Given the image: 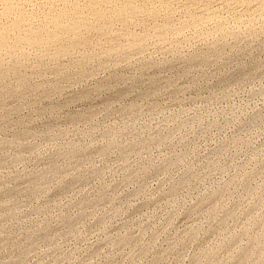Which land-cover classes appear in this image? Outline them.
<instances>
[{
    "label": "rangeland",
    "instance_id": "374dc122",
    "mask_svg": "<svg viewBox=\"0 0 264 264\" xmlns=\"http://www.w3.org/2000/svg\"><path fill=\"white\" fill-rule=\"evenodd\" d=\"M21 1L0 0V264H264V0Z\"/></svg>",
    "mask_w": 264,
    "mask_h": 264
},
{
    "label": "bare ground",
    "instance_id": "6f19581e",
    "mask_svg": "<svg viewBox=\"0 0 264 264\" xmlns=\"http://www.w3.org/2000/svg\"><path fill=\"white\" fill-rule=\"evenodd\" d=\"M4 1H5V0H2V3H3ZM11 1H12V0H11ZM20 1H21V0H20ZM42 1H43V0H42ZM48 1H49V0H48ZM50 1H51V0H50ZM50 1H49V2H50ZM58 1H59V0H58ZM64 1H66V0H64ZM68 1H69V0H68ZM70 1H71V0H70ZM74 1H75V0H74ZM74 1H73V3H74V4H77V3L74 2ZM84 1H85V0H84ZM84 1H83V2H84ZM89 1H90V0H89ZM89 1H88V3H89ZM92 1H93V0H91L90 3H91ZM150 1H151V0H150ZM236 1H238V0H236ZM241 1H242V0H241ZM256 1H257V0H256ZM261 1L263 2V0H261ZM5 2L8 3V0H6ZM5 2H4L3 4H5ZM18 2H19V1H18ZM18 2H17V4H18ZM21 2H23V1H21ZM24 2H25V1H24ZM43 2H44V1H43ZM79 2H80V0H78V4H79ZM83 2H82V3H83ZM93 2L95 3V1H93ZM93 2H92V3H93ZM125 2H126V0H125ZM157 2H158V1H157ZM174 2H175V1H174ZM179 2H180V1H179ZM206 2H207V0H206ZM238 2H240V1H238ZM10 3H11V2L9 1V4H10ZM12 3H13L14 5H17V4H15V1H13ZM38 3H39V2H38ZM46 3H47V2H46ZM46 3H42V4L44 5V4H46ZM54 3H55V2H54ZM67 3H68V2H67ZM70 3H71V6H70V7H72V2H70ZM70 3H68V4L70 5ZM82 3H81V5H82ZM86 3H87V0H86ZM88 3L85 4V2H84V5H88ZM90 3H89V5H91V7H90V6H89V7L92 8V6H93L94 4H90ZM96 3H99V2H96ZM109 3H110V2H109ZM132 3H133V2H132ZM138 3H139V2H138ZM142 3H143V2H142ZM144 3H145V2H144ZM149 3H150V2H149ZM151 3H153V2H151ZM166 3H167V2H166ZM187 3H188V2H187ZM193 3H194V2H193ZM196 3H198V2H196ZM203 3H204V2H203ZM245 3H246V2H245ZM249 3H251V2L249 1ZM260 3H261V2H260ZM13 4H12V5H13ZM48 4H49V3H48ZM52 4H53V2L51 3V5H52ZM58 4H62V3L58 2ZM63 4H64V3H63ZM68 4L66 5L67 7H68ZM101 4H104V3H101ZM101 4H99V5H101ZM110 4H111V3H110ZM139 4H140V3H139ZM147 4H148V3H147ZM167 4H168V3H167ZM169 4H170V3H169ZM174 4H175V3H174ZM226 4H227V3H226ZM230 4H231V3H230ZM236 4H237V3H236ZM262 4H263V3H262ZM262 4H261V5H262ZM0 5H1V4H0ZM6 5H8V4H6ZM12 5H10V6H11V7H10L11 9L14 7V5H13V7H12ZM19 5H20V4H19ZM21 5H23V3H22ZM43 5H42V7H43ZM53 5H54V4H53ZM79 5H80V4H79ZM79 5H77V6L79 7ZM119 5H120V4H119ZM122 5H123V4H122ZM149 5H150V4H149ZM163 5H164V4H162V6H163ZM231 5H232V4H231ZM243 5H244V4H243ZM245 5H246V4H245ZM258 5H259V4H258ZM25 6H26V5H24V7H25ZM39 6H40V5H39ZM46 6H48V5L46 4ZM49 6H50V4H49ZM58 6H59L58 8H61L62 5H58ZM75 6H76V5H75ZM94 6H95V5H94ZM96 6H97V5H96ZM110 6H111V5H110ZM110 6H109V7H110ZM156 6H157V5H156ZM164 6H165V5H164ZM170 6H171V5H170ZM177 6H180V5H177ZM259 6H260V5H259ZM1 7H2V6H1ZM5 7H6V6H5ZM8 7H9V5H8ZM17 7H18V5H17ZM17 7H16V8H17ZM22 7H23V6H22ZM22 7H21V8H22ZM44 7H45V6H44ZM50 7L52 8V11H53L54 6H53V7L50 6ZM56 7H57V6H55V8H56ZM70 7H68L69 10H70ZM82 7H84V6H82ZM82 7H81V8H82ZM86 7H87V6H85V9H88V8H89V7H88V8H86ZM133 7H134V6H133ZM145 7H146V6H145ZM149 7H150V6H148V8H149ZM175 7H176V5H175ZM183 7H184V6H183ZM196 7H197V6H196ZM220 7H221V6H220ZM2 8H3V7H2ZM10 8H9L7 11L11 10ZM27 8H28V7H27ZM27 8H26V9H27ZM45 8H46V10H47V7H45ZM63 8H64V10H65V6H63ZM93 8H94V7H93ZM96 8L98 9V7H96ZM99 8H100V7H99ZM103 8H104V7H103ZM150 8H152V7H150ZM150 8H149V9H150ZM154 8H155V7H154ZM159 8L161 9V11H163L162 8H161L160 6H159ZM164 8H165V7H164ZM5 9H6V8H5ZM5 9H3V10H5ZM14 9H15V8H13V10H14ZM56 9H57V8H56ZM73 9H74V7H73ZM77 9H78V8H77ZM79 9H80V8H79ZM79 9H78V10H79ZM104 9H105V8H104ZM184 9H185V8H184ZM189 9H190V8H189ZM189 9H188V10H189ZM261 9H262V8H261ZM13 10H11V11L13 12ZM20 10H21V9H20ZM28 10H30V9H28ZM28 10H26V11H28ZM36 10H37V9H36ZM38 10H39V9H38ZM40 10H41V9H40ZM43 10H44L43 12H45V9H43ZM57 10H58V9H57ZM66 10H67V9H66ZM69 10H67V11H69ZM71 10H72V9H71ZM71 10H70V11H71ZM80 10L82 11V9H80ZM80 10H79V11H80ZM92 10H93V9H92ZM105 10H106V9H105ZM108 10H109V9H108ZM127 10H128V9H127ZM156 10H157V9H156ZM164 10H165V9H164ZM172 10H173V9H172ZM181 10H182V9H181ZM190 10H191V9H190ZM196 10H197V9H196ZM196 10H195V11H196ZM205 10H206V9H205ZM263 10H264V9H263ZM14 11H16V10H14ZM26 11H25V12H26ZM52 11L50 10V12H52ZM60 11H62V10H60ZM76 11H77V10L75 9V11H71V12H72V13H75ZM86 11H87V10H86ZM88 11L90 12V9H88ZM94 11H96V10L94 9L93 12H94ZM102 11H103V10H102ZM102 11H100V12H102ZM116 11H117V10H116ZM157 11H158V10H157ZM165 11H166V10H165ZM167 11H168V10H167ZM173 11H174V10H173ZM176 11H177V10H176ZM186 11H187V10H186ZM236 11H238V10H236ZM243 11H244V10H243ZM1 12H3V11H1ZM1 12H0V13H1ZM22 12H24V9H23V8H22V11H21V12L17 11V14L19 13L18 15H20ZM25 12H24V13H25ZM28 12H29V11H28ZM35 12H36V11H35ZM41 12H42V10H41ZM43 12H42V13H43ZM53 12H55V11H53ZM56 12L58 13V11H56ZM71 12H70V13H71ZM82 12L85 13L84 10H83ZM112 12H113V11H112ZM127 12H128V11H127ZM131 12H132V11H131ZM155 12H156V11H155ZM158 12H159V11H158ZM163 12H164V11H163ZM168 12H169V11H168ZM181 12H182V11H180V13H181ZM188 12H189V11H188ZM196 12H197V11H196ZM231 12H232V11H231ZM9 13H10V12H8V14H9ZM26 13H27V12H26ZM29 13H30V12H29ZM29 13H28V16H30ZM38 13H39V12H38ZM42 13H41V15H42ZM57 13H54V15L57 14ZM72 13H71V14H72ZM80 13H81V12H80ZM83 13H82V14H83ZM94 13H95V12H94ZM97 13H99V11H98ZM153 13H154V12H153ZM172 13H173V12H172ZM180 13H178V14H180ZM182 13H183V12H182ZM182 13H181V14H182ZM191 13H192V11H191ZM194 13H195V12H194ZM250 13H251V12H250ZM8 14H7V15H8ZM30 14H31V13H30ZM32 14H33V11H32ZM32 14H31V15H32ZM36 14H37V13H36ZM44 14H45V13H44ZM58 14H59V13H58ZM64 14L66 15V13H64ZM64 14H63V15H64ZM67 14H68V13H67ZM71 14H68V15L71 16ZM82 14H80V15H82ZM85 14H88V13H85ZM95 14H96V13H95ZM104 14H105V13H104ZM108 14H109V13H108ZM108 14H107V15H108ZM146 14H147V13H146ZM156 14H157V13H156ZM161 14H162V13H161ZM196 14H197V13H196ZM200 14H201V13H200ZM200 14H199V15H200ZM205 14H207V13L204 12V15H205ZM232 14H233V12H232ZM3 15H4V13H3ZM7 15L5 14L6 17H3V19H4V18H7ZM9 15H12V17H13V15H15V14L10 13ZM9 15H8V16H9ZM22 15H23V14H22ZM22 15H21V16H22ZM33 15H34V14H33ZM38 15H39V14H38ZM38 15H36V16H38ZM41 15H40V16H41ZM46 15H47V14H46ZM46 15H44V16H46ZM48 15H50V14L48 13ZM51 15H53V13H52ZM51 15H50V16H51ZM54 15L52 16V20H53V17H55ZM61 15H62V14H60L59 16H61ZM65 15H64V16H65ZM68 15H67V17H70V16H68ZM91 15H92V13H91ZM97 15H98V14H97ZM114 15H115V14H114ZM116 15H117V14H116ZM141 15H142V11H141ZM174 15H175V14H174ZM252 15H253V14H252ZM21 16H18V17H20V18L22 19L23 16H22V17H21ZM24 16L27 18L26 14H25ZM50 16H49V17H50ZM59 16L57 15L56 17L58 18ZM64 16H62L63 20L60 18V19L62 20V23H63V24H64V22H65V20H64ZM129 16H130V15H129ZM129 16H128V17H129ZM171 16H172V15H171ZM175 16H177V15H175ZM184 16H185V15H184ZM184 16H183V17H184ZM202 16H203V15H202ZM208 16H209V14H208ZM239 16H240V15H239ZM246 16H247V15H246ZM18 17H17V18H18ZM34 17H35V16H34ZM34 17H33V18H34ZM38 17H39V16H38ZM41 17H42V16H41ZM56 17H55L54 20H57ZM65 17H66V16H65ZM76 17H77V15H76ZM88 17H90V16H88ZM108 17H109V16H107V18H106L107 20H106V21H108ZM111 17H112V16H111ZM138 17H139V16H138ZM153 17H154V16H153ZM168 17H169V16H168ZM223 17H224V16H223ZM227 17H228V16H227ZM229 17H231V16H229ZM232 17H233V15H232ZM235 17H236V15H234V18H235ZM244 17H245V16H244ZM10 18H11V17H10ZM17 18H16V19H17ZM23 18H24V17H23ZM29 18H30V20H31L32 17L30 16ZM47 18H48V17H46V20H45V17H44V20L47 21ZM72 18H74V15H73ZM72 18H71V19H72ZM81 18H82V16H81ZM92 18H93V17H92ZM92 18H91V20H92ZM96 18H97V17H96ZM98 18H99V17H98ZM129 18H130V17H129ZM143 18H144V17H143ZM149 18H151V17H149ZM203 18H204V16H203ZM221 18H222V17H221ZM234 18H233V19H234ZM238 18H239V17H238ZM238 18H236V19H238ZM242 18H243V17H242ZM242 18H241V19H242ZM248 18H249V17H248ZM254 18H255V17H254ZM1 19H2V17H1ZM1 19H0V21H3V20H1ZM27 19H28V18H27ZM39 19L41 20V18H39ZM42 19H43V18H42ZM49 19H51V18H49ZM65 19H66V18H65ZM78 19H80V18H78ZM87 19L91 22V20H90L89 18H87ZM87 19H86L85 22H87ZM114 19H115V18H114ZM137 19H138V18H137ZM141 19H142V18H141ZM191 19L194 20V18H191ZM198 19H199V18H198ZM251 19H253V17H252ZM7 20H8V19H7ZM34 20H36V23L39 24V22H37V19H34ZM67 20H69V19H67ZM82 20H83V19H82ZM133 20H135V19H133ZM147 20H148V19H147ZM204 20H205V19H204ZM247 20H249V19H247ZM4 21H5V20H4ZM4 21H3V22H4ZM12 21H15V20L12 19L11 22H12ZM20 21H21V20H20ZM25 21H26V19H25ZM38 21H39V20H38ZM42 21H43V20H41L40 23H41ZM49 21H50V20H49ZM49 21H47L46 24H47ZM59 21H60V20H59ZM59 21L57 22V24L59 23ZM75 21H77V20H75ZM75 21H74V22H75ZM79 21H81V20H79ZM83 21H84V20H83ZM93 21H94V20H93ZM101 21H102V20H100L99 22H101ZM145 21H146V20H145ZM159 21H160V20H159ZM183 21H184V20H183ZM15 22H18V21H15ZM15 22H12L13 24L11 23V24L13 25L12 28L15 27V24H14ZM27 22H28V24H29V21H28V20H27ZM32 22H33V21L31 20V24H33ZM43 22H44V21H43ZM69 22H70V21H69ZM72 22H73V21H72ZM72 22H71V24H74V23H72ZM77 22H78V21H77ZM77 22H76V25H77ZM90 22H88V24H89ZM96 22H97V21H96ZM108 22H109V21H108ZM133 22H134V21H133ZM138 22H140V21H138ZM188 22H191V21L188 20ZM202 22H203V21H202ZM240 22H241V21H240ZM244 22H245V21H244ZM247 22L249 23V21H247ZM252 22H253V21H252ZM252 22H251V23H252ZM21 23H22V22H19V24H17V25L19 26V25H21ZM23 23H24V22H23ZM23 23H22V24H23ZM25 23H26V22H25ZM34 23H35V21H34ZM62 23H61V24H62ZM78 23H79V22H78ZM81 23H82V22H81ZM81 23L79 24V26L81 25ZM94 23H95V22H93V24H94ZM117 23H118V22H117ZM129 23H130V22H129ZM186 23H187V22H186ZM223 23H224V22H222V23H220V24H223ZM242 23H243V21H242ZM245 23H246V22H245ZM248 23H247V24H248ZM6 24H7V23H6ZM26 24H27V23H26ZM28 24H27V25H28ZM31 24H30V25H31ZM46 24H45V25H46ZM55 24H56V22H54L53 25H55ZM57 24H56V25H57ZM67 24H68V22H67ZM83 24H84V22H83ZM95 24H97V26H98V25H101V24L104 25V23L98 24V22L95 23ZM113 24H115V23H113ZM187 24H188V23H187ZM189 24H190V23H189ZM215 24H216V23H215ZM230 24H231V23H230ZM243 24H244V23H243ZM23 25H24V24H23ZM23 25H22V26H23ZM34 25H35V24H33V26H34ZM39 25H40V24H39ZM48 25H49V26H48ZM51 25H52V24H51ZM51 25H50V24H47L48 27H50ZM59 25H60V24H59ZM59 25L57 26L58 29H60V26H59ZM64 25H65V24H64ZM64 25H63V26H64ZM91 25H92V23H91ZM107 25H108V24H107ZM145 25H146V24H145ZM182 25H183V24H182ZM218 25H219V24H218ZM240 25H242V24L240 23ZM4 26H5V25H4ZM4 26H3V28H4ZM7 26H8V25H6V27H7ZM42 26H43V24H42ZM61 26H62V25H61ZM63 26H62V27H63ZM65 26H66V25H65ZM65 26H64V27H65ZM68 26L70 27L71 25L69 24ZM68 26H67V27H68ZM72 26L74 27V25H72ZM77 26H78V25H77ZM95 26H96V25H95ZM97 26H96V27H97ZM111 26H112V25H111ZM120 26H121V25H120ZM140 26H141V25H140ZM207 26H208V25H207ZM212 26H213V25H212ZM249 26H250V25L248 24V27H249ZM252 26H253V24H252ZM1 27H2V25H1ZM31 27H32V26H31ZM31 27L29 28V25H28V29H27V27H26V29H25V27H24V29L27 30V31L30 29L29 31H31L30 33L32 34V32H33L32 29H35L36 27L34 26L35 28L33 27L32 29H31ZM39 27H40V26H39ZM52 27H53V26H52ZM62 27H61V28H62ZM67 27H66V28H67ZM69 27H68V28H69ZM75 27H76V26H75ZM84 27H85V26H84ZM86 27L88 28L89 26H86ZM86 27L84 28L85 30H86ZM114 27H115V26H114ZM117 27H118V26H117ZM135 27H136V26H135ZM141 27H142V26H141ZM176 27H177V26H176ZM224 27H225V26H224ZM237 27H238V26H237ZM245 27H247V26H245ZM245 27H244V28H245ZM10 28H11V27H9V30H12V28H11V29H10ZM18 28H19V30H20L21 27H18ZM40 28H41V30H40V29H38V30L42 31V30H43L42 27H40ZM70 28H71V27H70ZM129 28L131 29V27H129ZM129 28H128V29H129ZM218 28H220V27H218ZM218 28H217V29H218ZM240 28H242V27H240ZM1 29H2V28H1ZM1 29H0V30H1ZM7 29H8V28H7ZM16 29H17V28H16ZM46 29H47V28H46ZM50 29H51V27H50ZM76 29L79 30V28H77V27H76ZM82 29H83V28H81L79 31H81ZM97 29H99V28H97ZM113 29H114V28H113ZM118 29H119V28H118ZM120 29H122V28H120ZM133 29H134V27H133ZM136 29H137V28H136ZM145 29H147V27H146ZM145 29H144V30H145ZM197 29H198V28H197ZM205 29H206V28H205ZM221 29H222V28H221ZM14 30H15V29H14ZM17 30H18V29H17ZM19 30H18V32H19ZM21 30H23V29H21ZM21 30H20V31H21ZM47 30H48V29H47ZM53 30H55V29H53ZM60 30H61V29H60ZM60 30H59V31H60ZM63 30H65V29L63 28ZM67 30H69V29H67ZM74 30H75V29H74ZM78 30H75V31L78 32ZM106 30L110 31V27H109V29L107 28ZM116 30H117V29H116ZM122 30H124V29H122ZM126 30H127V29H126ZM149 30H150V29H149ZM149 30H148L147 32H150ZM219 30H220V29H219ZM219 30H218V33H219ZM227 30H229V29H227ZM227 30L225 29V31H227ZM2 31H3V30H2ZM2 31H1L2 35L5 34V32L3 33ZM27 31H24V33L26 34ZM29 31H28V32H29ZM44 31H45V28H44ZM49 31H50V30H48V32H49ZM71 31H72V30H70V32H71ZM93 31H94V30H93ZM96 31H99V30H95V32H96ZM139 31L141 32V29H140ZM142 31H143V30H142ZM223 31H224V30H223ZM6 32H7V31H6ZM10 32H11V31H10ZM16 32H17V31H16ZM16 32H15V34H14V32H11V33H13L14 35H17V34L19 35L20 32L17 33V34H16ZM34 32H35V31H34ZM50 32L53 33V31H50ZM56 32H58V30H56ZM82 32H83V31H82ZM113 32H114V31H113ZM116 32H117V31H116ZM116 32H114V33H116ZM118 32H119V31H118ZM134 32H135V31H134ZM229 32H230V31H229ZM232 32H233V31H232ZM232 32H230V33H232ZM1 33H0V34H1ZM8 33H9V31H8ZM30 33H29V34H30ZM52 33H50V34H52ZM58 33H59V32H58ZM64 33H65V32H64ZM64 33H63V34H64ZM73 33H74V32H73ZM86 33H87V32H86ZM90 33H91V31H90ZM93 33H94V32H93ZM119 33H120V32H119ZM137 33H138V32H137ZM141 33H142V32H141ZM177 33H178V32H177ZM200 33H202V32H200ZM221 33H222V30L220 31V34H221ZM223 33H224V32H223ZM230 33H229V34H230ZM243 33H244V32H243ZM22 34H23V33H22ZM27 34H28V33H27ZM27 34H26V35H27ZM31 34H30V35H31ZM55 34H56V33H55ZM55 34H54V35H55ZM61 34H62V32H61ZM84 34H85V33H84ZM84 34H81V35L83 36ZM98 34H99V33H98ZM225 34H226V32H225ZM11 35H12V34H11ZM30 35H29V37H33V36H34V39H33L34 42H32L31 39H30L31 43H34L33 46H34L35 44H37V42H39V41L41 40L40 35L37 34V33L32 34L33 36H30ZM43 35H44V34H43ZM45 35H46V33H45ZM57 35H58V37H57V39H58L60 35H59V34H57ZM69 35H70V34H69ZM69 35H68V37H69ZM72 35H73V34H72ZM76 35H77V34H76ZM76 35H74V36H76ZM99 35H100V34H99ZM111 35H112V34H111ZM117 35H118V34H117ZM129 35H131V34H129ZM138 35H139V34H138ZM146 35H147V34H146ZM176 35H177V34H176ZM221 35H222V34H221ZM223 35H224V34H223ZM23 36H25V35L23 34ZM23 36L20 35V38L23 37ZM47 36H48V35H47ZM49 36H51V35H49ZM49 36H48V37H49ZM70 36H71V35H70ZM74 36H73V37H74ZM78 36L81 37L80 34H79ZM85 36H86V35H85ZM85 36H84V37H85ZM12 37H13V36H12ZM16 37L19 38L18 36H16ZM16 37H15V40L13 39L12 41H16V39H17ZM53 37H54V36H53ZM61 37H63V36L61 35ZM66 37H67V35H66ZM104 37H105V35H104ZM107 37H108V36H107ZM3 38H4V36H3ZM5 38H7V37H5ZM43 38H46V37L44 36ZM74 38H75V37H74ZM87 38H88V37H87ZM87 38H86V39H87ZM114 38H115V37H113V40H114ZM124 38H125V37H124ZM124 38H123V39H124ZM130 38H131V37H130ZM24 39H25V38H24ZM27 39L29 40V38H27ZM49 39H50V38H49ZM63 39H64V38H63ZM63 39H62V40H63ZM75 39H76V42H77V37H76ZM81 39H82V38H81ZM117 39H118V38H117ZM120 39H121V38H120ZM127 39H128V38H127ZM133 39H134V38H133ZM144 39H145V38H144ZM179 39H180V38H179ZM18 40H19V39H18ZM59 40H60V39H59ZM62 40H61V41H62ZM111 40H112V39H111ZM118 40H119V39H118ZM129 40H130V39H129ZM138 40H139V39H138ZM5 41H6V40H5ZM5 41L2 40V38H1V41H0V49H3L2 47H3L4 45L7 46V44H6ZM12 41L10 42V44L12 43V45H13L14 43H13ZM21 41H23V39H22ZM48 41H49V40H47L46 43H47ZM64 41H65V40H64ZM103 41H104V40H103ZM109 41H110V40H109ZM120 41H121V40H120ZM125 41H126V40H124L123 42H125ZM134 41H135V40H134ZM7 42H9V41H7ZM53 42H54V41H53ZM53 42H51V43L53 44ZM62 42H63V41H62ZM66 42H67V41H66ZM66 42H65V43H66ZM68 42H69V41H68ZM74 42H75V41H74ZM89 42H90V40H89ZM89 42H88V45H90ZM113 42H114V41H113ZM128 42H129V41H128ZM132 42H133V41H132ZM152 42H153V41H151V43H152ZM31 43L28 42L29 45H30ZM41 43H42V42H41ZM55 43H56V42H55ZM58 43H59V41H58ZM58 43H56V44L58 45ZM69 43H70V42H69ZM77 43H78V42H77ZM86 43H87V42H86ZM92 43H93V42H92ZM100 43H101V42H100ZM140 43H142V42H140ZM140 43H139V44H140ZM22 44H24V42H22ZM48 44H49V42H48ZM48 44H47V45H48ZM56 44H55V45H56ZM66 44H68V43H66ZM74 44H76V43H74ZM79 44L81 45V43H79ZM83 44H84V43H83ZM183 44H184V43H183ZM17 45H18V43H17ZM26 45H27V44H26ZM44 45H45V44H44ZM50 45H51V44H50ZM50 45H49V46H50ZM62 45H63V44H62ZM84 45H85V44H84ZM102 45H106V44L104 43V44H102ZM102 45H100L99 48H101ZM108 45H109V44H108ZM108 45H106V46H108ZM121 45H122V44H120V46H121ZM125 45H127V42H126ZM125 45H124V46H125ZM131 45H132V44H131ZM133 45H134V44H133ZM137 45H138V43H136V46H137ZM140 45H141V44H140ZM8 46H9V45H8ZM18 46H19V45H18ZM18 46H17V47H18ZM21 46H23V45H21ZM35 46H36V45H35ZM37 46H39V43L37 44ZM42 46H43V45H41V47H42ZM51 46H53V45H51ZM67 46H70V45L68 44ZM75 46H76V45H75ZM111 46H112V45H111ZM111 46H110V47H111ZM127 46H128V45H127ZM129 46H130V45H129ZM138 46H139V45H138ZM19 47H20V46H19ZM46 47H47V46H46ZM72 47H73V46H72ZM72 47H71V49H72ZM82 47H83V45H82ZM82 47H81V49H82ZM85 47H86V46H85ZM85 47H83V48L85 49ZM110 47H108V48H110ZM114 47H116V46H114ZM6 48H7V47H6ZM30 48H32L31 45H30ZM36 48H37V47H35V49H36ZM44 48H45V47H44ZM54 48H55L57 51H59V50L56 48V46H55ZM79 48H80V47H79ZM116 48H117V47H116ZM121 48H123V47H121ZM125 48H126V46L124 47V49H125ZM4 49H5V47H4ZM14 49H15V48H14ZM28 49H29V48H28ZM42 49H43V48H42ZM42 49H38V48H37V52H38V50H41V51H42ZM61 49L63 50L64 48L61 47ZM75 49H76V48H75ZM77 49H78V48H77ZM111 49H112V48H111ZM111 49H110V50H111ZM114 49H115V48H114ZM114 49H113V50H114ZM127 49H128V48H127ZM18 50H19V49H18ZM22 50L25 51L24 49H22ZM43 50H44V49H43ZM51 50H52V49H51ZM56 50H55V51H56ZM66 50H67V49H66ZM72 50H73V49H72ZM78 50H80V49H78ZM82 50H83V49H82ZM103 50H104V48H103ZM125 50H126V49H125ZM6 51H7V50H5V53H6ZM11 51L13 52V50H10V52H11ZM74 51L76 52L77 50H74ZM83 51H84V50H83ZM99 51H101V49H100ZM115 51H116V49H115ZM117 51H118V50H117ZM119 51H120V50H119ZM0 52L2 53V50H1ZM16 52H17V51H15V53H16ZM19 52H21V50H20ZM59 52H60V51H59ZM70 52H72V51H70ZM70 52H69V50H67V53H68V54H69ZM84 52H85V51H84ZM93 52H94V51H93ZM17 53H18V52H17ZM23 53L25 54V52H22V54H23ZM57 53H58V52H57ZM62 53L67 54L66 51H65V52H62ZM107 53H108V52H107ZM111 53H112V51H110V54H111ZM2 54H4V53H2ZM12 54H13L12 56H14V52H13ZM22 54H19V55H22ZM35 54H37V53H35ZM35 54H34V55H35ZM38 54H39V53H38ZM42 54H43V53H42ZM42 54H41V55H42ZM71 54H73V53H71ZM112 54H114V53H112ZM112 54H111V55H112ZM8 55H10V54H8ZM15 55H16V54H15ZM41 55H39V56H41ZM52 55H53V53H52L51 56H50L51 58H52ZM56 55H57V54H56ZM59 55H60V54H59ZM1 56H2V55H1ZM5 56H6V54H5ZM12 56H11V57H12ZM17 56H18V54H17ZM48 56H49V55H48ZM83 56H84V55H83ZM83 56H82V57H83ZM8 57H10V56H8ZM35 57H36V56H35ZM41 57H42V56H41ZM57 57H58V55H57ZM84 57H85V56H84ZM204 57H205V55H204ZM207 57H208V56H207ZM13 58H14V57H13ZM0 59H2V58H0ZM5 59H6V58H5ZM7 59H8V61H9V58H7ZM16 59H17V58H16ZM19 59H21V58L19 57ZM27 59H28V58H27ZM72 59H73V58H72ZM11 60H12V58H11ZM40 60H41V59H40ZM40 60H38V62H39ZM53 60H54V59H53ZM204 60H205V59H204ZM17 61L19 62V60H17ZM51 61H52V60H51ZM61 62H62V61H61ZM0 63H1V62H0ZM4 63H5V62H4ZM6 63H7V62H6ZM6 63H5V64H6ZM8 63H9V62H8ZM8 63H7V65H8ZM13 63H14V62H13ZM19 63H20V62H19ZM1 64H3V62H2ZM5 64H4V65H5ZM10 65H11V64H10ZM13 65H14V64H13ZM18 65H19V64H18ZM21 65H22V63H21ZM39 65H41V64L39 63ZM1 66H3V65H1ZM16 66H17V65H16ZM79 67H80V66H79ZM3 68H4V67H3ZM12 69H13V68H12ZM13 70H14V69H13ZM73 70H74V69H73ZM18 71H19V70H18ZM55 72H56V71H55ZM8 73H9V72H8ZM11 73H12V72H11ZM13 73H14V72H13ZM44 73H45V72H44ZM55 75H56V74H55ZM8 76H9V75H8ZM14 77H15V76H14ZM6 79H7V78H6ZM16 79H17V78H16ZM19 79H20V78H19ZM1 80H2V79H1ZM20 80H21V79H20ZM6 81H7V80H6ZM58 87H59V86H58ZM32 89H33V88H32ZM42 89H43V88H42ZM5 94H6V93H5ZM31 189H32V188H31ZM246 231H247V230H246ZM246 231H245V232H246ZM241 232H242V231H241ZM259 238H260V237H259ZM257 240H258V239H257ZM257 240H256V241H257ZM258 241H259V240H258ZM253 251H254V250H253ZM247 253H248V251H247ZM249 253H250V252H249ZM208 256H209V255H208ZM251 256H252V255H251ZM232 257H234V256H232ZM243 257H244V256H243ZM243 257H242V258H243ZM242 258L239 260L240 262H241ZM244 259H245V257H244ZM237 260H238V258H237ZM236 262H237V261H236Z\"/></svg>",
    "mask_w": 264,
    "mask_h": 264
}]
</instances>
